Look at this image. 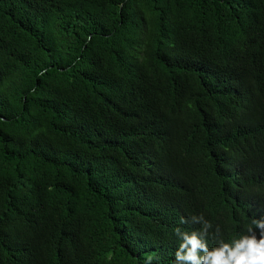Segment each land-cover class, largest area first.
Returning <instances> with one entry per match:
<instances>
[{"label": "trees", "instance_id": "trees-1", "mask_svg": "<svg viewBox=\"0 0 264 264\" xmlns=\"http://www.w3.org/2000/svg\"><path fill=\"white\" fill-rule=\"evenodd\" d=\"M200 214L264 216V0H0V264H172Z\"/></svg>", "mask_w": 264, "mask_h": 264}, {"label": "clouds", "instance_id": "clouds-1", "mask_svg": "<svg viewBox=\"0 0 264 264\" xmlns=\"http://www.w3.org/2000/svg\"><path fill=\"white\" fill-rule=\"evenodd\" d=\"M180 223L199 224L200 228L190 231L179 227L174 229L179 244L172 264H264V216L251 219L236 237L228 241L217 239L211 247L208 236L212 224L203 214L181 218ZM152 259L149 255L144 264H151Z\"/></svg>", "mask_w": 264, "mask_h": 264}]
</instances>
